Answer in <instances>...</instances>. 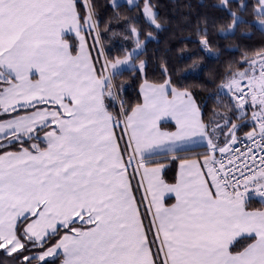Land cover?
<instances>
[{"label": "snow or ice", "instance_id": "6c2138e0", "mask_svg": "<svg viewBox=\"0 0 264 264\" xmlns=\"http://www.w3.org/2000/svg\"><path fill=\"white\" fill-rule=\"evenodd\" d=\"M83 8L77 0H0V111L37 109L0 123L3 139L28 142L0 155L3 255L10 264H57L61 257L62 264H264V210L246 208L250 191L264 202V52L221 85L233 94L235 118L246 123L221 117L225 126L213 121L210 132L191 92L171 79L145 80L143 103L124 117L122 152L120 119L105 99L113 96L109 68L132 57L98 70L84 34L97 27L95 6L85 0ZM143 11L159 29L147 0ZM254 11L264 25V0ZM229 17L228 27H238L230 9ZM169 119L174 131L161 127ZM244 127L250 130L241 140ZM216 128L227 134L223 144L214 139ZM197 138L207 151L179 158L176 183L164 181L162 163L149 166L155 151L176 158ZM238 143L243 152L233 147ZM137 175L145 187L139 204ZM170 195L175 203L168 206Z\"/></svg>", "mask_w": 264, "mask_h": 264}, {"label": "trees", "instance_id": "16d2710c", "mask_svg": "<svg viewBox=\"0 0 264 264\" xmlns=\"http://www.w3.org/2000/svg\"><path fill=\"white\" fill-rule=\"evenodd\" d=\"M142 1L132 7L125 3L114 7L112 0H88L95 6L97 27L90 31L93 32L92 55L98 70L106 61L127 56L137 46V40L143 45V51L134 62L137 65L145 63L144 74L138 68L112 74L116 92L112 86L113 96L106 97L105 104L119 117L118 128L124 117L141 103L140 88L145 80L162 83L171 79L173 86L191 92L210 132L213 121L221 124V117L235 118L231 108L235 101L221 85L227 81L231 70L247 68L249 61L257 59V53L264 52V31L256 24V0H245L247 11L239 7V1H231L225 8L220 6L222 0H148L158 16L159 29L145 19ZM84 4L85 0H77L81 11H84ZM229 9L240 16L241 22L234 32L224 34L229 29ZM202 39H207V47ZM46 106L51 107H39ZM34 109L0 114V121ZM248 130L250 127H244L237 133L238 137H243ZM27 146L28 142L21 145L3 139L0 140V154ZM176 173L174 161L164 173L165 180L174 183ZM246 207L264 210V202L252 200ZM11 260L0 250L2 264H10ZM57 264H62V257Z\"/></svg>", "mask_w": 264, "mask_h": 264}, {"label": "crops", "instance_id": "0c3cea01", "mask_svg": "<svg viewBox=\"0 0 264 264\" xmlns=\"http://www.w3.org/2000/svg\"><path fill=\"white\" fill-rule=\"evenodd\" d=\"M85 34V37H86V41H87V50L90 52L91 54V57H92V60H93V63L95 64L96 68H97V63L95 62V59L92 55V35L91 34H88V33H84ZM72 35V34H70ZM98 69V68H97ZM126 69L122 68L121 65H118L117 66V69L115 70H112L111 68H109V72L111 71L112 74H116V73H120L122 71H124ZM144 83L141 85V88H140V94H141V103H143V92L141 91L142 87H143ZM233 95V94H232ZM196 101V100H195ZM197 103V102H196ZM198 105V104H197ZM199 106V105H198ZM43 108H49L48 106L46 107H43ZM200 108V107H199ZM247 108V106H246ZM27 109H32V108H27ZM19 110H23L22 108H19L17 109V111ZM37 109H34L30 112H25V113H21L20 115H16V116H12L11 118H8L6 120H3V121H0V123H5L7 122L8 120L14 118V117H18V116H25V115H30L32 112L36 111ZM201 110V109H200ZM15 111V112H17ZM13 113V112H11ZM0 114H5L3 113L2 111H0ZM131 114V113H130ZM129 114V115H130ZM201 115H202V112H201ZM240 115H243L242 113H240ZM225 117V116H224ZM226 118H228V116H226ZM124 122V121H123ZM122 122L121 124V127H116L115 128V133H116V136H117V140L121 146V151L123 152V149L125 147V143L128 139V136L127 134L123 131L124 129V123ZM222 123L220 124L222 127L225 126L224 124L226 123L225 120L222 119L221 121ZM54 127V125H53ZM161 127L163 130L165 131H174L175 130V121L173 120H166V121H162L161 122ZM225 133H222L220 130H218L216 132V136H215V140L218 142V143H223L225 141ZM0 140H3L2 138V134H0ZM15 141V139H11V141ZM184 150H181V151H177L175 153V157L176 158H173V154L169 151H165V150H157L155 151L150 157H149V166H156L158 163H162L164 165V168H163V172L161 173L162 175V178L164 179V181L166 183H168L165 178H164V173L166 171V169L172 164V162L176 161V164H177V173H176V180L174 183H176L177 179H178V175H179V158H200L203 156V154L205 153V149L206 148V141L204 140H201L199 138H197V142L194 143V144H190V145H186V146H183ZM20 151V150H19ZM130 151V149H129ZM9 152H18V151H9ZM4 154V153H3ZM2 155V154H0ZM125 156H127V153H125ZM165 157V158H164ZM159 158V159H158ZM141 179V177L139 175L136 176L135 179H132V185H133V193L135 194V196L137 197V202L138 204L140 203V200L145 192V187L144 186H140L138 184V181ZM146 181H144V185H146ZM171 184V183H169ZM173 184V183H172ZM261 201V199H260ZM146 203V201H145ZM165 203L166 205L170 206L171 204H174L175 203V196L174 195H170V196H167L165 198ZM140 207H141V211L143 212V208H144V205L143 204H140ZM247 208V207H246ZM249 210V209H247ZM251 211V210H250ZM241 240L243 241V245H246L248 242H250V238L248 239H245L243 237H241Z\"/></svg>", "mask_w": 264, "mask_h": 264}, {"label": "rangeland", "instance_id": "374dc122", "mask_svg": "<svg viewBox=\"0 0 264 264\" xmlns=\"http://www.w3.org/2000/svg\"><path fill=\"white\" fill-rule=\"evenodd\" d=\"M140 1L141 0H131V2H129V0H115V5L113 4V2H111V5L112 6H117V5H119V4H127L128 6H130V7H132V6H135V5H138L139 3H140ZM231 1H239L240 2V4H245V0H231ZM145 2H146V0H143L142 1V7H143V9H144V5H145ZM147 2H148V0H147ZM220 6H223L222 5V2L220 3ZM224 7V6H223ZM154 10V9H153ZM154 12L156 13V11L154 10ZM145 15V14H144ZM237 17H238V19L239 20H241V18H240V16L239 15H237ZM145 19L151 24V22L149 21V19L147 18V16L145 15ZM256 24H257V26L261 29V30H263L264 31V25H261L258 21H256ZM153 25V24H152ZM154 26V25H153ZM92 30V29H91ZM234 30H235V28H229L228 29V31H226V32H224V34H230V33H232V32H234ZM87 33L88 34H91V31H87ZM134 34L136 35L135 36V38L137 39L138 37H137V33L136 32H134ZM92 36H93V32H92V34H91ZM92 39H93V37H92ZM143 51V45H141L139 48H137V46H135L133 49H132V51L129 53V54H131V57H132V59H131V61L128 63V64H123V65H121L122 66V68H124V69H126V70H132V69H134V68H138L139 70H140V64H135V62H134V58L138 55V54H140L141 52ZM128 54V55H129ZM127 55V56H128ZM127 56H125L124 58H122V59H120V60H123V59H125ZM143 64H144V69L141 71L140 70V72L142 73V74H144V72H145V63L143 62ZM250 65H248V67H249ZM223 90H226V89H223ZM227 91V90H226ZM229 93V92H228ZM229 94H232V93H229ZM10 141V140H9Z\"/></svg>", "mask_w": 264, "mask_h": 264}, {"label": "built area", "instance_id": "2783aa9c", "mask_svg": "<svg viewBox=\"0 0 264 264\" xmlns=\"http://www.w3.org/2000/svg\"><path fill=\"white\" fill-rule=\"evenodd\" d=\"M112 86H113V89L115 90V85H114V82H113V79H112ZM245 90L247 91V88H245ZM115 92H116V90H115ZM242 123H246V122H244V121H241V122H239L238 124H242ZM244 137V136H243ZM243 137H241L240 139L241 140H243ZM233 147H239L240 149H241V152H243L244 150H245V148H244V144L243 143H238L237 145H234ZM207 151V150H206ZM218 158H219V154H218ZM249 163H251V162H249ZM260 197H258V196H256L253 192H249L248 193V200H247V202L248 201H251V200H255V199H259Z\"/></svg>", "mask_w": 264, "mask_h": 264}, {"label": "flooded vegetation", "instance_id": "af4514ba", "mask_svg": "<svg viewBox=\"0 0 264 264\" xmlns=\"http://www.w3.org/2000/svg\"><path fill=\"white\" fill-rule=\"evenodd\" d=\"M224 125H225V124H224ZM218 130H220V129H219V128H216V129H215V132H217Z\"/></svg>", "mask_w": 264, "mask_h": 264}, {"label": "water", "instance_id": "95a60500", "mask_svg": "<svg viewBox=\"0 0 264 264\" xmlns=\"http://www.w3.org/2000/svg\"><path fill=\"white\" fill-rule=\"evenodd\" d=\"M237 123V121H235ZM227 135V134H226Z\"/></svg>", "mask_w": 264, "mask_h": 264}, {"label": "bare ground", "instance_id": "6f19581e", "mask_svg": "<svg viewBox=\"0 0 264 264\" xmlns=\"http://www.w3.org/2000/svg\"><path fill=\"white\" fill-rule=\"evenodd\" d=\"M111 72V71H110ZM165 158V157H164ZM159 159V158H158Z\"/></svg>", "mask_w": 264, "mask_h": 264}]
</instances>
